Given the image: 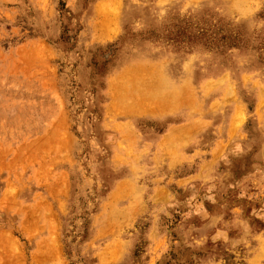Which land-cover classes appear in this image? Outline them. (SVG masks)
I'll list each match as a JSON object with an SVG mask.
<instances>
[{"label": "rangeland", "instance_id": "obj_1", "mask_svg": "<svg viewBox=\"0 0 264 264\" xmlns=\"http://www.w3.org/2000/svg\"><path fill=\"white\" fill-rule=\"evenodd\" d=\"M100 2L0 0V264H264V0Z\"/></svg>", "mask_w": 264, "mask_h": 264}, {"label": "bare ground", "instance_id": "obj_2", "mask_svg": "<svg viewBox=\"0 0 264 264\" xmlns=\"http://www.w3.org/2000/svg\"><path fill=\"white\" fill-rule=\"evenodd\" d=\"M101 2H102V0H101ZM101 2H100V3H101ZM102 3H103V2H102ZM102 3H101L100 6H102ZM100 8H101V7H100ZM101 9H102V8H101ZM101 9H100V11H103V10H101ZM98 10H99V9H98ZM100 11H98V12L100 13ZM103 19H104V18H102V20H103ZM105 20L108 21V19H105ZM100 23H101V25H102V23H104V22H101V21H100ZM97 24H98V22H97ZM101 27H102V26H101ZM102 28H103V27H102ZM104 32H105V31H104ZM100 34H101V33H100ZM111 81H112V80H111ZM110 83H111V82H110ZM111 86H112V85H111ZM139 99H140V98H139ZM142 100H143V99H142ZM135 101H136V100H135ZM138 102H139V101H138ZM140 103H141V99H140ZM135 104H136V102H135ZM140 105H141V104H140ZM140 105L137 106V104H136L137 107H139ZM142 105H143V104H142ZM161 108L163 109V108H165V107H161Z\"/></svg>", "mask_w": 264, "mask_h": 264}]
</instances>
